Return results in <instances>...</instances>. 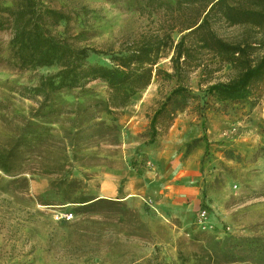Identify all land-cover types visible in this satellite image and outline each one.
Masks as SVG:
<instances>
[{
  "label": "rangeland",
  "instance_id": "rangeland-1",
  "mask_svg": "<svg viewBox=\"0 0 264 264\" xmlns=\"http://www.w3.org/2000/svg\"><path fill=\"white\" fill-rule=\"evenodd\" d=\"M2 1L9 6L13 0ZM43 1L70 17L52 27L51 34L76 48L99 52H91L93 64L112 65V55L154 33L161 19L158 13L139 12L134 0ZM9 41L10 33L0 32L6 60L0 63V99L13 104L0 122V155L9 158L12 171L7 175L0 170V264H264V84L246 102L221 103L204 93L205 86L199 87V72L192 74L183 84L197 97L183 104L168 127V119L162 122L158 147L150 150L151 118L177 87L176 80L154 79L115 120L101 108L86 109L106 101L108 88L100 81L54 97L56 107L71 114L32 120L29 113L37 103L10 89L35 86L38 75L59 69L18 68L7 60ZM158 66L172 72L169 59ZM233 76L227 66L210 80L224 82ZM177 129L186 133L180 169L198 175L199 205H184L177 217L163 210L158 194L123 199L122 175L149 171L156 179L161 170L152 158L172 146L176 140L170 137ZM35 133L46 142L24 146L22 138ZM14 145L19 146L17 154L10 152ZM68 171L80 182L78 193L88 198L100 199L109 177L116 178L111 184H119L120 194L105 198L112 204L80 210L51 187ZM202 211L207 212L203 226L197 224ZM65 213L73 219L62 220ZM232 254L238 258L230 261Z\"/></svg>",
  "mask_w": 264,
  "mask_h": 264
},
{
  "label": "trees",
  "instance_id": "trees-1",
  "mask_svg": "<svg viewBox=\"0 0 264 264\" xmlns=\"http://www.w3.org/2000/svg\"><path fill=\"white\" fill-rule=\"evenodd\" d=\"M134 1L139 5V12L161 16L156 31L142 35L126 50L112 55V65H100L89 62L91 52H99L76 48L67 39L51 34L52 27L70 20L63 12L50 8L43 0H13L9 6L0 0V32L10 33L7 60L20 69L54 66L59 69L53 74L38 75L35 86L10 89L19 98L37 103L38 107L29 113L30 119L43 121L71 114L72 111L56 107L54 97L67 91L86 90L90 83L100 81L106 84L108 97L86 109L101 108L115 120V116L120 115L154 79L176 80L177 87L150 121L146 145L154 150L163 135L162 122L168 119V127L177 112L183 110V104L197 97L183 84L192 74L199 72V87L205 86L204 93L221 103L246 102L255 88L264 84V54H259L264 47V0ZM235 28H243L246 32L242 35L228 33ZM2 50L0 46V63L6 61L1 57ZM163 59H169L172 72L158 66ZM227 66L234 71L232 78L224 82L210 80ZM12 108L11 102L0 99V122L7 118ZM43 138L44 135L35 133L22 139H25L24 146L29 144L32 148L44 144L46 139ZM18 147L12 146L10 152L16 153ZM20 148L23 152L28 149ZM8 160L0 155V170L7 175L12 173ZM72 176L68 171L62 179L51 183L64 201L79 204L80 210L85 211L114 202L78 193L80 182ZM235 258L238 255L232 254L228 260Z\"/></svg>",
  "mask_w": 264,
  "mask_h": 264
},
{
  "label": "crops",
  "instance_id": "crops-1",
  "mask_svg": "<svg viewBox=\"0 0 264 264\" xmlns=\"http://www.w3.org/2000/svg\"><path fill=\"white\" fill-rule=\"evenodd\" d=\"M176 134L171 135L170 138H174L177 142L173 141L172 146L165 148L164 154L160 152L158 156L152 158V161L161 170V174L156 179H152L154 177L149 171L144 172L142 176L130 173L122 175V181L126 180L124 186L121 185L123 199L131 200L141 196L153 197L158 194L163 210L170 211L177 217H180L183 212L184 205L188 204L191 208L199 205L198 175L196 173L186 175L185 170L180 169L183 155L179 154V149L183 145V136L186 133L177 129ZM189 161L190 159L187 160L188 163ZM113 180L115 182L116 178L109 177L105 180V186L99 195L100 199L119 196V184L112 185L111 181ZM157 189L159 190L155 191Z\"/></svg>",
  "mask_w": 264,
  "mask_h": 264
},
{
  "label": "built area",
  "instance_id": "built-area-1",
  "mask_svg": "<svg viewBox=\"0 0 264 264\" xmlns=\"http://www.w3.org/2000/svg\"><path fill=\"white\" fill-rule=\"evenodd\" d=\"M74 215L72 213H65L62 216V220H71L73 219ZM207 219V212L202 211L197 219V224L203 226L205 224V221Z\"/></svg>",
  "mask_w": 264,
  "mask_h": 264
}]
</instances>
